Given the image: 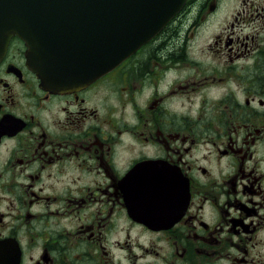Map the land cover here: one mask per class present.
Returning a JSON list of instances; mask_svg holds the SVG:
<instances>
[{"label":"flooded vegetation","instance_id":"1","mask_svg":"<svg viewBox=\"0 0 264 264\" xmlns=\"http://www.w3.org/2000/svg\"><path fill=\"white\" fill-rule=\"evenodd\" d=\"M24 54L0 61V264H264V0H187L78 91Z\"/></svg>","mask_w":264,"mask_h":264},{"label":"water","instance_id":"2","mask_svg":"<svg viewBox=\"0 0 264 264\" xmlns=\"http://www.w3.org/2000/svg\"><path fill=\"white\" fill-rule=\"evenodd\" d=\"M186 0H0V60L13 37L51 92L81 89L151 39Z\"/></svg>","mask_w":264,"mask_h":264},{"label":"rangeland","instance_id":"3","mask_svg":"<svg viewBox=\"0 0 264 264\" xmlns=\"http://www.w3.org/2000/svg\"><path fill=\"white\" fill-rule=\"evenodd\" d=\"M226 7H227V8H230V7H231V4L227 5ZM208 8L211 9V14H212V15L217 16V14H215L214 9L219 8V6H218L215 2L212 4V7H208ZM206 38H207V36H206V35H203V33H199V34L195 37V39H197L198 41H203V40L206 39ZM197 44L199 45V44H202V43H197ZM178 104H180L179 101H178Z\"/></svg>","mask_w":264,"mask_h":264},{"label":"trees","instance_id":"4","mask_svg":"<svg viewBox=\"0 0 264 264\" xmlns=\"http://www.w3.org/2000/svg\"><path fill=\"white\" fill-rule=\"evenodd\" d=\"M173 45V44H172Z\"/></svg>","mask_w":264,"mask_h":264}]
</instances>
